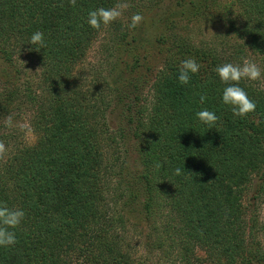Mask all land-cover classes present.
Masks as SVG:
<instances>
[{
	"label": "trees",
	"instance_id": "1",
	"mask_svg": "<svg viewBox=\"0 0 264 264\" xmlns=\"http://www.w3.org/2000/svg\"><path fill=\"white\" fill-rule=\"evenodd\" d=\"M125 2L143 16L135 29L87 23ZM36 31L42 48L29 45ZM100 37L105 59L87 72ZM246 47L262 74L240 81L256 108L237 117L215 68ZM152 48L161 63L142 101ZM188 58L200 68L182 85ZM205 109L211 129L196 117ZM24 112L31 143L17 139ZM0 142V204L25 213L0 264H264V219L242 201L253 182L251 198L264 194V0H0Z\"/></svg>",
	"mask_w": 264,
	"mask_h": 264
},
{
	"label": "clouds",
	"instance_id": "2",
	"mask_svg": "<svg viewBox=\"0 0 264 264\" xmlns=\"http://www.w3.org/2000/svg\"><path fill=\"white\" fill-rule=\"evenodd\" d=\"M71 6H75L76 0H69ZM129 7L127 3H119L112 8H98L88 13L87 23L93 29H100L101 26H107L123 14V11ZM143 16L139 13L134 14L130 18V23L127 24L129 29H135L142 22ZM29 45H38L41 48L44 46V34L40 31L33 33L29 40ZM200 65L194 58H188L181 62L178 69V81L180 84H188L191 75L199 71ZM215 72L220 81L226 85L222 93V102L225 105L231 106L234 116L243 117L256 108L254 101L249 99L248 94L239 86L242 79L249 81H257L261 78V69L248 59L242 61L241 64L225 63L215 68ZM205 96H200V101L203 103ZM196 117L204 124L209 125V129L218 120L217 115L209 110H201L196 113ZM7 126L12 125V117L6 118ZM6 147L3 142H0V158L6 153ZM159 166V165H158ZM177 174L180 170L177 169ZM25 213L19 208H9L6 204H0V246H9L16 243L15 232L24 219Z\"/></svg>",
	"mask_w": 264,
	"mask_h": 264
},
{
	"label": "rangeland",
	"instance_id": "3",
	"mask_svg": "<svg viewBox=\"0 0 264 264\" xmlns=\"http://www.w3.org/2000/svg\"><path fill=\"white\" fill-rule=\"evenodd\" d=\"M125 3L128 4V2H125ZM134 12L135 11L133 8L128 7L126 10L123 11V14L121 15V17L124 21H128V20H130L132 13H134ZM202 30H203V28H202ZM212 31H214V29H212V28H210L208 30H203V32H200V33H199V30H197L194 35L197 39H203V41H207V39L211 36L210 33ZM150 34H152V33H150ZM102 36H104V35H102ZM102 38L103 37H100L93 44L91 49L89 50L88 57H87V60L85 62V66H86L85 70L87 72H89L88 71L89 67H92L91 73H93L94 70H97L98 67L100 68V65L103 63V59H105V52L106 51L104 50V48L102 49L101 44H100L101 41H103ZM229 39H230V42L232 45L233 44L236 45V42L242 41V39H240L238 37L236 39H233V38H229ZM235 40H237V41H235ZM231 44H230V46H228L229 51H230V49L233 50ZM154 46H156V44H154L153 47ZM154 48H152L149 51L150 57H152L154 54ZM245 59H248L251 62H254L261 69V61H260L259 57L255 56L251 52V50L247 47H246V58H244L243 60H245ZM242 61L239 64H241ZM160 63H161V57L160 56H157V57L153 56V58H151V60L149 61L146 69L144 68L145 70L142 71V75H141L142 78L141 79L142 80L146 79V82L144 84L141 83V84H143V87L141 89L142 90V93H141L142 101L145 98L149 97V93H150L149 92V85H150L151 79H153L154 74L156 73V69H158ZM27 67H28L27 70L30 71L31 73H33L35 71L32 64H29ZM30 72H28V73L31 74ZM119 112H120V110L117 111V109L112 110V112H110L108 115V120H109V123H110L112 128L113 127L115 128L120 122L122 123V121H123L122 119L119 118V116H120ZM27 121H28V114H26L24 112V113L18 114V116L15 117L14 123H15V128H17V133H19L17 139L20 141H23V142L26 141V142L31 143L34 141V135L32 134L31 130H29V127L27 125ZM124 149H125V146H124ZM119 150H120V152L122 151L120 148H119ZM121 154H123V153H121ZM254 187H255L254 182L252 184H250V186L247 187L242 201H243V204H244L246 211L248 213V217L250 214L256 215V217L258 218V221L262 222L264 219V194H262V196H259L255 199L251 198V196L254 194ZM252 231H253L254 241L259 240L261 238V232H259V230L255 227ZM135 234H136V232L131 230V232L129 231L128 237L132 240L133 243H135L136 245L138 244L135 247L138 251V255L141 256L142 251L140 250V247H141L139 244L140 240L138 237H136ZM150 264H157V263H155V262L152 263V261H150Z\"/></svg>",
	"mask_w": 264,
	"mask_h": 264
}]
</instances>
